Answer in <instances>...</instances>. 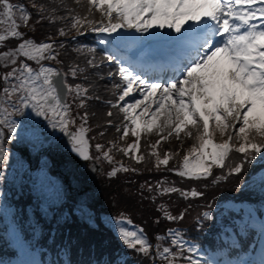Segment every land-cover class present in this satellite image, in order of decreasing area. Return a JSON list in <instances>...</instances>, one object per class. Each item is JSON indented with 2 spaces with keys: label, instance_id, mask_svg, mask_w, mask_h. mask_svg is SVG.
Listing matches in <instances>:
<instances>
[{
  "label": "snow or ice",
  "instance_id": "1",
  "mask_svg": "<svg viewBox=\"0 0 264 264\" xmlns=\"http://www.w3.org/2000/svg\"><path fill=\"white\" fill-rule=\"evenodd\" d=\"M30 8L36 24H59L56 37L70 39L27 36L21 28L35 31L33 12L24 3L0 0V181L11 152L7 145L16 142L37 154L63 147L70 163L72 157L103 161L112 165L109 178L141 173L116 160L117 153L137 165L151 164L149 172L168 171L212 186L236 178V192L264 202V0H31ZM89 33L96 38L94 46L78 40ZM68 43L85 57L83 66H53L63 64L61 50ZM97 48L103 52L99 58ZM134 48V58L120 54ZM104 66H115V71L93 74L113 81L110 91L116 99L103 103L109 106L106 125L119 135L107 147L97 142L93 156L91 140L96 137L88 136L87 108L89 100L100 97L89 95L93 85L86 82L90 69ZM69 77L82 82L69 83ZM112 110L122 114L119 123L111 119ZM172 140L180 143L166 149ZM186 140L192 141L187 148ZM35 190L33 215L40 219L30 227L34 237L47 236L54 253L49 264H127L126 253H135L141 264H264V213L258 218L243 202L217 205L215 217L213 206L206 205L208 210L198 216L201 228L213 222L219 229L223 247L212 253L187 240L179 228L154 234L153 243L123 213L98 217L87 196L69 203L65 189L44 179ZM145 191L152 195L144 196ZM138 193L153 204L172 194L185 201L205 195L166 179L145 181ZM156 211L160 215L154 223H178L187 209L173 214L160 203ZM101 224L122 248L105 251L107 242L85 246L73 236V227L100 231ZM248 249L259 251V259L241 255Z\"/></svg>",
  "mask_w": 264,
  "mask_h": 264
},
{
  "label": "trees",
  "instance_id": "2",
  "mask_svg": "<svg viewBox=\"0 0 264 264\" xmlns=\"http://www.w3.org/2000/svg\"><path fill=\"white\" fill-rule=\"evenodd\" d=\"M14 2L17 3H24L26 6L29 7V10L33 12L32 20L30 21V24L35 25V31H32L30 28H21V31L25 32L27 36L33 37L37 41L44 40L49 34L53 36V38L56 39H70V38H58L56 37V30L60 26L59 24L56 25H49L47 22H43L41 24H36L37 16L35 14V11L30 8L31 0H14ZM38 3H48V0H37ZM69 4H72V0H67ZM79 10V9H78ZM97 19L99 18V13L96 14ZM72 35H75V33H72ZM95 37L94 34L89 33L86 36L79 37L78 40L80 43L87 44L90 46L95 45ZM12 44L14 45L15 42L13 41ZM75 45L72 43H68V46L61 50V56L60 59L63 61L62 65H59L57 67H61L64 70H67V66L70 63H79L81 66L84 65L85 57L80 56L77 53L72 51V48ZM98 50V48H97ZM97 55V54H96ZM97 72V70H89L88 74L90 76V80L86 83H91L93 87L90 89L91 92H89L90 95L99 96L100 100L95 101L93 104L94 107L91 108V106L88 105V112L90 114L89 116V125L92 127V137H96V139L93 140V143H103L107 147V141L113 140L116 138L117 134L115 132L114 127H108L106 125V120L109 119L106 116L107 111L109 110L106 108L104 110V107H106L107 104L103 103V101H107L109 99H113L112 93H110L107 90H104L102 88V85H109V80H99L98 76L94 75L93 73ZM106 76V74H105ZM70 78V77H69ZM72 79V78H70ZM73 81V80H72ZM82 82L81 80L73 81L70 83H79ZM83 111V110H81ZM92 113H95V115H92ZM113 119L114 123H118V114L114 112V116L111 118ZM98 120V122L96 121ZM97 124H100L101 127H96ZM105 128L107 129L105 131ZM101 131H105L104 136L101 138L99 137L98 133ZM132 141V139L129 138V142ZM180 142L176 140H172L170 145H164V147L167 149L170 146H177ZM191 140L185 141V148L189 147L191 145ZM143 150V149H142ZM116 155H119L117 158L118 161H126V164H131L134 167L140 168L141 173L140 174H134V173H124L121 176L124 178L119 177L117 180L111 181L112 187L116 188L117 191H120L123 194L122 200H111L110 203L113 204L116 209V213H113L115 216H120L121 213H123L124 216L130 218L132 222H136L137 225L143 226L145 232L149 236L150 240L154 241V234L156 233H164L167 228L173 227V228H179L183 231L185 234V238L189 240L190 242L198 245L202 250H206L207 252L215 253L218 249L223 247V244L221 241L218 240L217 234L219 232V229L216 227L215 223L213 222H207L204 223L203 227L201 228L197 224V219L200 213L202 211L208 210L205 206L206 205H212V211L215 217L216 213V206L217 205H223L227 204L229 202L233 204L239 205L241 202H243L244 207H251L256 212L257 217L259 218L263 211L262 201L260 200H227L229 198H233L236 195V192L231 190L235 189L237 180L236 178H229L228 181L222 182L221 184L217 186H212L210 181H190L187 179H182L176 175H174L171 172L168 171H151L149 172L147 170L148 167H151V164L145 165L135 164L134 161L129 160L127 157L122 156L121 154L117 153ZM172 162H170L171 164ZM110 165V164H107ZM110 168H112V165H110ZM255 170V169H253ZM217 174H219L220 170H215ZM244 177H241L243 179ZM166 179L169 184H175L176 187L180 188H191L195 187L200 191H203L205 193L204 198L202 199H193L185 201L181 198H179L178 194H172L169 196L164 197H158L156 200V204H153L151 200H140L142 197L138 193L139 186L143 184L145 181H149L153 184L157 180ZM208 184L207 187H205V184ZM148 193L147 191H145ZM152 194L149 193V196ZM145 196V194H144ZM125 199H131V200H125ZM226 199V200H224ZM160 203H165L168 205L169 210L173 214H178L180 211H183L184 209H187L185 218L183 221H180L178 223H169L167 221L161 220L159 224L154 223L156 218L160 215L156 211V205ZM261 204V205H260ZM260 205V206H259ZM98 216H101L99 212H97ZM132 217V218H131ZM35 218L29 219V225L30 223L35 222ZM141 226V227H142ZM73 236L78 238L82 244L85 246L89 243H95L99 247L104 242H107V247L104 249L105 251H112L117 248H122V245L120 242L116 239L114 233L111 231H108L105 228H102L100 231H90L86 226H76L73 227ZM46 231V229H45ZM30 239V244H35L38 242V240L41 241V243H44L45 247L41 250L40 259L38 264H49V261L54 259V253L52 250V246L50 242L48 241V238L46 235H38L33 236L30 235L28 237ZM101 239H103V243L101 242ZM249 241L251 240V237L248 238ZM245 247H247L248 241H244ZM251 250V249H248ZM128 255L129 259L127 261V264H141V258L137 257L138 259L132 258V253H126ZM17 251L15 247L9 246V240L7 238H4L0 235V264L2 262H7L8 259L16 257ZM259 259V256H258ZM142 264H148L147 260H143Z\"/></svg>",
  "mask_w": 264,
  "mask_h": 264
},
{
  "label": "flooded vegetation",
  "instance_id": "3",
  "mask_svg": "<svg viewBox=\"0 0 264 264\" xmlns=\"http://www.w3.org/2000/svg\"><path fill=\"white\" fill-rule=\"evenodd\" d=\"M51 155H54L52 157L53 160L51 162V167L48 169L51 178L57 179L62 184L64 178L74 179V176H77L80 178L81 182L83 183L81 185L76 184V186L75 185L72 186L71 189H69L70 191L68 192L69 197L75 194L78 187L83 186L84 183H86V185L93 184L95 182V177H97L98 174H101L100 172L101 170L99 169H98L99 172L96 170L95 171L92 170V168L95 167L93 161L82 164L80 162L78 163L75 157H72L70 163L69 157L66 154V150L64 148L58 152L51 149L48 150L47 157ZM89 189L90 187H87V191H89ZM92 191H90L89 193L91 194ZM88 199L90 203L94 201L93 200L94 198L92 196H88ZM71 201L72 200H69L68 202L71 203ZM12 210L21 211V210H25V207L21 206L18 203H13L12 206H5L2 203L0 204V214H2V211H5L6 213H10V211Z\"/></svg>",
  "mask_w": 264,
  "mask_h": 264
},
{
  "label": "rangeland",
  "instance_id": "4",
  "mask_svg": "<svg viewBox=\"0 0 264 264\" xmlns=\"http://www.w3.org/2000/svg\"><path fill=\"white\" fill-rule=\"evenodd\" d=\"M137 49H132L131 51H128L127 49H125V50H123V51H121V55H125V56H127V57H129V58H134L135 57V54L137 53ZM107 66H104V67H102L100 70L101 71H115V67H112V68H110V69H108V68H106ZM111 86L112 85H109V86H106V90L108 91V90H110L111 89ZM115 97V96H114ZM92 100V104H94V101H98V100H96V99H91ZM91 105V104H90ZM106 108H108L109 109V106L108 105H106V107H104V110L106 109ZM121 116H122V114H121ZM120 122V121H119ZM117 135H119L118 133H116ZM155 138V137H154ZM130 139H134V138H131L130 137ZM131 142V141H130ZM92 154H93V156H95L96 155V152H95V148H94V145H93V147H92ZM102 180L103 181H106V180H108L109 179V177H108V175L106 174V173H103L102 174ZM261 205V204H260ZM259 205V206H260ZM262 206H264V202H262ZM17 241L19 242V240L17 239ZM22 242V241H21ZM20 242V243H21ZM17 245H18V243H16ZM22 244V243H21ZM18 246H20V245H18ZM33 256H34V254H30V252H25V254H24V256H23V258L22 259H20V260H15V261H13V262H10L9 264H33Z\"/></svg>",
  "mask_w": 264,
  "mask_h": 264
}]
</instances>
